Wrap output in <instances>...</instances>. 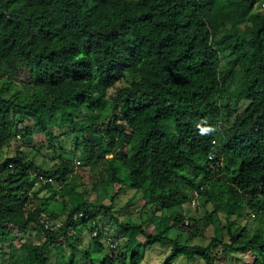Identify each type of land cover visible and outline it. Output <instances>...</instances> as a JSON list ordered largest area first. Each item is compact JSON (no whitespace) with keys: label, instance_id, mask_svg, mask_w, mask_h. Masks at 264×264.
Listing matches in <instances>:
<instances>
[{"label":"trees","instance_id":"16d2710c","mask_svg":"<svg viewBox=\"0 0 264 264\" xmlns=\"http://www.w3.org/2000/svg\"><path fill=\"white\" fill-rule=\"evenodd\" d=\"M262 3L0 0L2 259L51 264V251L68 245L65 264H78L77 252L85 264H142L160 243L171 244L165 264L180 256L219 264L230 254L264 264ZM227 96L236 102L224 104ZM64 133L84 152L81 170ZM35 134L44 141L32 155L10 154L12 140ZM43 149L58 161H38ZM94 166L105 175L91 191L111 194L128 181L146 216L133 218L134 199L117 205L122 186L110 205L92 203L82 171ZM52 201L61 211L48 208ZM198 202L216 233L207 245L193 243L204 230L187 206ZM44 216L60 225L47 228ZM31 229L39 241L13 243ZM85 232L91 240L82 247Z\"/></svg>","mask_w":264,"mask_h":264},{"label":"rangeland","instance_id":"374dc122","mask_svg":"<svg viewBox=\"0 0 264 264\" xmlns=\"http://www.w3.org/2000/svg\"><path fill=\"white\" fill-rule=\"evenodd\" d=\"M262 9H264V7H261ZM19 79L22 81H27L28 77L27 74L25 72H22L21 74L18 75ZM231 103L232 105L236 102V98L234 96H227L224 100V104L227 103ZM58 121V120H57ZM63 132H67L68 131V126L66 125L63 130ZM64 133L63 136V143H64V147L66 148V150L69 152L68 156L70 158H72L73 161V170L74 171H78L81 170L82 168H80L81 165H84L85 161H84V152L82 150H76L75 148V143H74V139H73V135H66ZM18 141L12 140V142L10 143V146L8 147V151L10 152V154H15V152L17 151V149H23L26 152H30V155L33 154V146H35V144L40 143L41 141H44V137L43 135H39V134H35L33 137H29L27 139H21L20 137L17 138ZM20 141V142H19ZM81 146H79L80 148L85 144H83V142H81L80 144ZM9 154V153H8ZM36 153L34 152V155ZM37 155V154H36ZM46 155V156H45ZM38 156V161L43 160V157L45 156L46 161H48V165H52L53 163H55L56 161H58L57 157H54V159L52 158V152L48 151L47 149H43L42 150V154L37 155ZM85 175V183L88 185V188L90 189V191L92 190L93 185H95V183H99L100 181V175L103 174L105 175V172L103 169L98 168L96 166L93 167V169H85V172L82 171ZM121 178H123L121 176ZM124 181H120L117 182L114 186H113V191L111 192V194H109L108 192H104V191H100L98 193L97 196V192L91 191V195L89 197L90 201H92V203H95L97 205H110L111 201H110V195H112L116 190L119 189L120 186L125 187V191H121L119 193V198L117 201V205H121L123 206L126 201L128 199H134L133 204H131V206L129 207V211L132 213V216L134 219L136 220H140L142 214L144 216H146V213H143L142 210V206L144 204V199H142L141 193H137L135 192L134 189H132L129 184L128 181L127 183H123ZM123 184V185H122ZM128 184V185H127ZM124 189V188H123ZM98 199H97V197ZM48 208L57 210V211H61L60 210V206L59 204L57 205L55 202H51L50 205H48ZM187 212L189 215L194 216V217H198L199 218V222L197 227L200 230H204L203 234H199V236L196 237V239H194L193 243H197V244H204L207 245L212 237L216 234L214 232V225L208 224V215L206 214L205 209L203 208V205L201 203L198 202V204L196 206H192V205H188L187 206ZM102 213L100 214V216L102 217ZM120 217H124L123 213H118L117 214ZM245 222L249 223L248 226L255 227L258 225L257 221L255 220L254 217L251 216H247L245 218ZM107 227H110L111 224L108 223L106 224ZM110 231V230H109ZM154 229L149 228V232H153ZM112 233V237L113 234H117V236L119 235V232L116 230H113L110 232V234ZM173 235L177 233V231H172ZM13 234V233H12ZM10 234V235H12ZM27 235V236H26ZM24 234V233H20L17 237H14L13 243L16 245H20L22 244L25 240L27 239H31L34 241H39L41 236H39V234H37V230L36 229H31L28 234ZM217 236H221L220 234ZM83 241L82 243H80V245L82 247L87 246V243L90 242L91 240V236L89 234V232H85L83 234ZM140 241L142 243H146L147 239L143 238L142 236L139 237ZM71 242H74L73 239L70 240ZM121 242V239L119 240ZM114 247V246H112ZM220 249H222V246H219L215 249L216 253H219L218 251H220ZM6 251L8 252V249H6ZM170 251H171V244H156L154 247H148L146 249V254L144 257V260L142 262V264H165L164 261L167 258V256L170 255ZM51 254V264H65L66 260L69 258L70 253H71V249L69 248L68 245L63 246L61 249H53ZM119 251L118 250H114V255H116ZM64 258V259H63ZM246 258V259H245ZM75 259L78 260V264H85L86 261V257L83 254H80L79 252L76 253ZM245 260H248V262H252V257H249L247 254L244 256ZM220 262L219 264H239V262L237 260H235V257H233V255H220L219 258ZM13 261L10 258L9 254H5V256H3L2 259V255L0 254V264H12ZM89 264V263H87ZM170 264H205V261L202 258H194V259H187L184 256H180L177 259H175L172 263Z\"/></svg>","mask_w":264,"mask_h":264},{"label":"built area","instance_id":"2783aa9c","mask_svg":"<svg viewBox=\"0 0 264 264\" xmlns=\"http://www.w3.org/2000/svg\"><path fill=\"white\" fill-rule=\"evenodd\" d=\"M262 7H264V3H262ZM48 220H47V217L46 216H44L43 218H42V222L43 223H45V226L47 227V228H52V229H55V228H57L60 224H57L56 226H54V225H51L50 223H48L47 222ZM96 234V233H95ZM94 234V235H95Z\"/></svg>","mask_w":264,"mask_h":264}]
</instances>
